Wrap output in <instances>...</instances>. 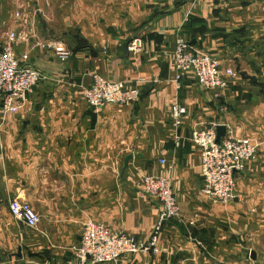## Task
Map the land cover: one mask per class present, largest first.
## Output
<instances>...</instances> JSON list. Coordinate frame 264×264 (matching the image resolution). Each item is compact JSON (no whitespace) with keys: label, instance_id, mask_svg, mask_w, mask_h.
<instances>
[{"label":"crops","instance_id":"obj_1","mask_svg":"<svg viewBox=\"0 0 264 264\" xmlns=\"http://www.w3.org/2000/svg\"><path fill=\"white\" fill-rule=\"evenodd\" d=\"M6 4L0 44L9 30L24 29L16 52L29 53L41 79L17 111L0 107V264H67L86 221L147 241L159 204L140 188L154 173L170 178L180 216L163 225L157 252L125 254L112 264H264V0ZM178 36L239 75L218 93L199 86L191 72L177 83ZM50 40L69 51L64 61L39 46ZM93 74L137 86L139 99L88 106L83 89ZM174 103L186 107L178 127L172 125ZM217 125L225 127L224 136L258 141L227 204L202 191L200 148L190 140L194 127ZM13 197L37 211L36 229L11 215Z\"/></svg>","mask_w":264,"mask_h":264},{"label":"built area","instance_id":"obj_2","mask_svg":"<svg viewBox=\"0 0 264 264\" xmlns=\"http://www.w3.org/2000/svg\"><path fill=\"white\" fill-rule=\"evenodd\" d=\"M21 13L20 10L14 11L15 17L27 24L28 20ZM25 32L24 29L9 30L0 44V107L7 113L17 111L27 93L41 79V73L31 64L29 53L16 52L15 44L25 39ZM39 46L51 48L61 61L69 56V51L59 40H50ZM134 47L136 44L133 43L131 48ZM173 63L177 83L183 73L191 72L199 86L214 93L227 88L230 79L239 75L231 66H222L216 56L196 48L183 36L175 39ZM83 97L90 107L127 105L139 99L140 90L126 81H112L93 74L92 83L83 89ZM185 112L184 105L174 103L171 109L172 125H181ZM216 137L214 126L194 127L190 140L200 148L202 191L210 201L227 204L236 196V174L246 171L257 155L258 141L251 136L236 137L230 133L219 140ZM140 191L157 199L159 204L149 239L140 241L131 234L113 230L102 223L86 221L78 243L71 247L73 261L69 260L67 264H112L125 254L157 252L158 235L167 221L179 218L180 206L172 191L170 178L163 173L146 174ZM8 209L27 227L37 228L40 217L28 201L13 197L9 200ZM45 264H49V261L46 260Z\"/></svg>","mask_w":264,"mask_h":264},{"label":"water","instance_id":"obj_3","mask_svg":"<svg viewBox=\"0 0 264 264\" xmlns=\"http://www.w3.org/2000/svg\"><path fill=\"white\" fill-rule=\"evenodd\" d=\"M240 76L244 79H248L251 83L255 82V77L252 75H248L245 72H240ZM215 129H216V135H217L216 139L219 140L225 134V127L223 125H217ZM129 158L130 157H127L125 159V163H127ZM251 257L254 258L253 253L251 254Z\"/></svg>","mask_w":264,"mask_h":264},{"label":"rangeland","instance_id":"obj_4","mask_svg":"<svg viewBox=\"0 0 264 264\" xmlns=\"http://www.w3.org/2000/svg\"><path fill=\"white\" fill-rule=\"evenodd\" d=\"M9 12H10V10H9L8 5L6 4V0H0V15H1L0 17L3 19V21L5 18L8 17ZM263 247H264V245H263ZM249 256H250L249 258H252L251 253L249 254ZM254 258H256L255 254H254ZM257 263L255 262V264H257Z\"/></svg>","mask_w":264,"mask_h":264}]
</instances>
